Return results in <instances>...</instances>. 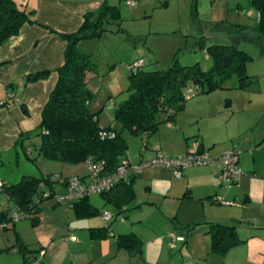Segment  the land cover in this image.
Segmentation results:
<instances>
[{
    "label": "rangeland",
    "instance_id": "rangeland-1",
    "mask_svg": "<svg viewBox=\"0 0 264 264\" xmlns=\"http://www.w3.org/2000/svg\"><path fill=\"white\" fill-rule=\"evenodd\" d=\"M108 1L119 6L118 23H109V29L98 37L80 40L82 52L92 53V60L97 65V75L90 80L89 87L94 93L90 107L92 111H99V125L111 126L122 131L128 144L123 157L128 158L132 167L138 165L140 161L154 159L159 154L171 157L163 151L162 145L167 146L168 135L179 130L180 134H184L183 140L189 145V151L183 153L196 154L197 152L193 150L203 144L206 151L202 152L210 155L213 161H218L225 150L232 148L239 150L238 168L242 170V161L245 164L254 163L255 171H252L251 167L250 170L247 169L253 176L243 182L241 186L243 191L238 199H219L222 205L239 210L241 219L237 221V227L247 232L264 219V175L261 176L264 174V142L260 140L264 131L259 124L260 114L264 112V56L260 53L258 45L248 39H242L238 44L240 49L251 55L247 72L256 76L257 82L247 89H239L234 87L236 77L233 76L226 82L224 88L209 92H202L199 86L189 83L190 97L185 100L184 107L176 113V119L162 121L156 132L147 137L145 143L141 136H135L122 129L120 122L113 117V109L115 104L120 103L127 96L128 76L131 73V65L136 60H142L141 66L144 70H156L166 68L172 57L176 55L179 63L183 65L198 63L201 69L207 70L212 65L207 45L230 42L216 29L218 28L216 23L225 21L252 26L256 23L258 15L255 6L250 0ZM99 6L91 11L97 10ZM118 25L120 29H117ZM201 35L204 37L199 38ZM56 36L65 44L64 40ZM201 39L204 42H200ZM62 61L63 52L59 65ZM54 69L55 67L50 68L48 76L39 79L44 81L54 77L45 100L56 80ZM45 100L37 110L33 108L35 105H30V113L25 121L29 122L28 128L31 130L30 135L24 138L23 144L17 141L9 149L2 150L3 164L0 163V176L9 183H15L23 175L36 177L49 175L53 179L51 185L41 181L35 196L48 193L51 186L53 194L40 201V219L37 224H32L31 216L0 224V264H131L128 257L125 260L119 256L106 258L101 257L97 252L92 256L88 246H84L85 249L87 248L86 252L81 254L67 251L68 243L77 242L80 236L88 233L86 229L89 223L105 224L102 219L104 211L112 215L113 230L115 229L116 232L122 233L120 228L127 226L129 230L125 232L141 231L143 259H146L147 253L152 264H195V262L201 264L200 261L191 259L187 252L189 249L183 241L187 237L185 222L192 218H201L203 206L186 199L182 209L176 215L173 213L167 222V217L148 202L151 198L161 202L164 191L167 192L168 181L154 180L150 191L148 188L150 183L143 179L142 172L158 166H168L148 165L133 172L132 174L136 175L135 197L120 213H117V207L113 204L103 205L104 201L100 193H92L88 197L91 204L101 208V212L89 217H77L69 199L58 201V196L66 192L61 181L74 176L88 175L89 169L85 161L63 163L47 159L39 153L41 136L34 132V128L39 124ZM165 117V112L157 115L160 120H164ZM252 117L255 118L250 119ZM28 148L30 150L27 152ZM221 151L223 152L218 155V159L212 156L213 153ZM218 163L222 168V163L220 161ZM242 171L243 174L235 183L222 180L224 186L233 187L238 193L236 186L239 180L245 174H250ZM254 175L263 178H256ZM173 178L178 179L175 175ZM245 195H249V201L243 203ZM165 201L168 202L169 199ZM190 203L193 207H190ZM178 204L175 203L176 208ZM185 211L191 214L186 215ZM178 218H181V221ZM167 224H171L174 233L183 234L185 237L182 236L180 242H173L171 238L173 233L166 230ZM68 229L72 231L68 232ZM67 232L69 236H73V239H69L68 236L65 239L62 237ZM108 236L107 240H113L115 237L113 232ZM17 237L22 239L25 249L19 247ZM96 243L90 246L92 250ZM72 249L75 250V247Z\"/></svg>",
    "mask_w": 264,
    "mask_h": 264
},
{
    "label": "trees",
    "instance_id": "trees-1",
    "mask_svg": "<svg viewBox=\"0 0 264 264\" xmlns=\"http://www.w3.org/2000/svg\"><path fill=\"white\" fill-rule=\"evenodd\" d=\"M250 1L257 10L258 22L252 26L225 21L216 23V29L230 42L207 45V52L212 58V65L207 70L201 69L198 63L183 65L176 55L164 69L144 70L140 66L134 70L131 67L127 96L115 104L113 109V117L120 122L122 129L147 138L162 121H174L176 113L184 107L186 89L191 82L199 86L202 92L224 88L233 76L236 77L235 88L247 89L257 82V77L247 72L251 55L238 47L240 40L248 39L258 45L260 53L264 54V0ZM119 19V6L104 0L97 10L83 15L82 23L75 31H58L41 24L66 44L63 61L54 69L55 83L42 107L39 124L34 129L41 136L38 151L43 157L63 163L85 161L101 166L100 173L103 175L114 172L124 158L128 144L122 131L111 126L101 127L99 111H92L89 106L94 93L88 82L96 77L97 65L91 54L78 48L80 40L100 36L109 29V23H118ZM33 23H38L33 17V11H26L16 0H0V43L17 35L24 24ZM117 29H120L119 25ZM203 37L201 35L199 38ZM200 42H204L203 39ZM49 73L47 69L36 71L26 75L24 81H37ZM160 112L166 113L164 120L157 118ZM29 135L28 132L22 133L18 142L23 144L24 138ZM51 180L49 175H23L15 183L5 181L1 194L9 198L11 207L6 208L1 203L0 224L13 220L12 213L15 210L21 211L25 217L31 216L32 224H37L41 210L39 203L51 197L52 186L46 196H35V193L41 181L51 185ZM100 194L107 203L120 208L135 197L133 179H122L110 190ZM71 207L77 217L99 213L98 208L88 201V196L73 201ZM110 229L106 225L93 228L90 232L94 237L104 238L111 233ZM207 233L211 238V251L220 255L241 241L233 224L209 222ZM17 242L19 247L26 248L20 237H17ZM116 244L133 256H140L143 251L142 241L132 232L118 234Z\"/></svg>",
    "mask_w": 264,
    "mask_h": 264
},
{
    "label": "crops",
    "instance_id": "crops-1",
    "mask_svg": "<svg viewBox=\"0 0 264 264\" xmlns=\"http://www.w3.org/2000/svg\"><path fill=\"white\" fill-rule=\"evenodd\" d=\"M16 1L26 11H33V17L38 23L24 24L20 28L17 35L8 38L3 43H0V163L2 164V150L9 149L13 143L16 144V142L20 140L22 133H30L31 129L28 128L29 122L25 121L26 116L30 113L29 107L30 105H35V107H32L37 110V108L42 106L47 92L54 80V77H51L44 81L38 80L25 82L24 77L36 71L44 69L49 70L53 67L56 68L59 66V63L62 59V52L64 53L66 44L60 41L56 35L51 33L41 24L47 25L54 29L62 30L64 32L75 31L81 25L84 13L96 9L104 0ZM258 17L259 16L257 15L256 23L258 22ZM80 43L81 42L79 41V49ZM80 50L82 51V49ZM88 54L92 55V53L89 52ZM262 55L264 56V54ZM260 115L261 117L259 116V124L262 126V131H264V112ZM254 118L252 117L250 119ZM179 131L177 133L171 132L168 135L169 144H167V146L162 145L163 151L171 157L180 154L181 152L183 153L189 151V145L187 144L188 142L183 140L184 134H180ZM155 132L156 131H154L152 134ZM255 137L256 136H254V139H256ZM260 140L264 142V133H262ZM249 143H251L250 140ZM193 151L202 152L206 151V149H204L203 144H201V146H198L196 150ZM222 152L223 151L213 153L212 156L217 158ZM218 161H212L208 165L190 166L188 168L186 167L181 171V176H179L178 179L173 178V170L169 167L158 166L142 172L143 179L150 183V186L148 187L150 191H152L151 184L154 180L168 181L166 188L167 192L164 191L165 194L162 195L161 202L159 203L158 199L155 198H151V200H148V202L150 205H153L159 209L163 216L165 215L164 217H167V222H169V217H171L173 213H175L173 215H176V213L182 209L183 202L186 199L190 200L191 203L193 202L203 206L201 218H192V220H187V222H185L186 225L183 227L185 228L187 237H185L183 234L174 233V231L171 230V224L166 225V230L169 233H173L175 236L185 237L183 242L189 249L187 252L189 253L191 259L198 262L200 261L201 264H264V219L260 220L262 222H258V224H255L247 232H243V229L241 230V228L237 227V221L241 219L239 210L234 209V207L231 206L222 205L219 201V198L223 200L238 199L241 191H243L241 189L243 182L249 179V177L253 176L250 171H247V169L250 170L249 167H251L252 171H255L253 165L254 163L245 164L242 161V170H244L245 173L247 171L250 174H245L239 180L238 185L236 186V189L238 190L237 193L233 187H225L222 179H219L222 168L219 166ZM239 161L240 159L238 162ZM263 175L264 174L261 176ZM261 176L257 177L254 175V177L262 179L263 177ZM0 178L7 181L1 176ZM127 179H133L134 188V183H136V175L131 173ZM7 183L9 182L7 181ZM167 198L170 202L165 201ZM103 201V205L108 204L104 198ZM248 201L249 195H245L243 203ZM9 202L10 201L3 199L2 204L4 207L9 208V206H7ZM177 202L179 204L176 208L175 203ZM129 203L117 208V213L125 210ZM191 203L190 207H193ZM97 208L99 212H101V208ZM190 210L193 212V209L190 208ZM185 214L189 215L191 213H187L185 211ZM38 219H40L39 214ZM178 220L181 221V218H178ZM103 221L105 220L103 219ZM209 222L235 225L238 237L241 239V241L238 244L230 247L223 255L212 252L211 238L207 233ZM106 225L110 226L111 232L114 233L115 237H113V240H107L106 238L109 236L100 238L91 235V229L104 227ZM190 225L191 227H188ZM174 227L177 228V226ZM86 230L88 233L86 235L80 236L77 242L72 244L70 242L67 244V251L69 253H85L87 248L85 249L84 246H88L91 251L90 255L92 256H94L95 252H97L99 255H101V257L106 258H116L119 256L125 260L128 257V260L131 264H138L139 262H143V264H152V262L149 261L147 253L146 259H143V251L140 256H133L126 249L120 248L116 244V237L118 234L132 232L136 234L138 238H140L141 231L134 230L125 232L126 230H129L127 226L126 228H120L122 233L116 232L115 229L113 230L111 217L109 220L105 221V224L102 225L96 224L94 222L89 223V226ZM69 231L72 230L68 229V232ZM68 232L62 236L64 239L66 236H69ZM94 243L96 244L92 250L90 246ZM72 247H75V250H73ZM132 260L134 261L132 262Z\"/></svg>",
    "mask_w": 264,
    "mask_h": 264
},
{
    "label": "built area",
    "instance_id": "built-area-1",
    "mask_svg": "<svg viewBox=\"0 0 264 264\" xmlns=\"http://www.w3.org/2000/svg\"><path fill=\"white\" fill-rule=\"evenodd\" d=\"M142 65V60H136L131 67L135 69L139 68ZM191 90L186 89V98H189ZM146 138L142 136V140L145 143ZM30 148L27 149L29 151ZM239 160V150L232 148L225 150L219 157V161L222 163V170L220 173V178L227 182L235 183L239 177L243 174V171L238 168L237 163ZM213 160L210 155L197 152L196 154L192 153H180L172 157H167L159 154L156 158L150 159L147 161H141L138 165L132 167L128 158H123L119 165L116 167L114 172L103 175L100 173L101 166H94L86 162L89 173L85 178L80 176H74L68 179H64L62 184L66 188V192L58 196V201L63 199H69L70 205L73 201L79 200L83 197L89 196L92 193H103L110 190L116 183L122 179H127V177L141 168L148 165H165L173 168L174 175L179 177L181 176V171L193 164H203L211 163ZM5 184V180L0 178V197H2L1 189ZM49 193V192H48ZM48 193L43 194L46 196ZM53 194V192H52ZM52 196V195H51ZM219 201H221L219 199ZM3 200L0 198V206ZM11 207V206H10ZM19 210H15L12 213V219L17 220L24 217ZM102 217L105 221L109 220L111 215L108 211L102 213ZM69 239H73V236H68ZM173 242L181 241L182 236L171 235Z\"/></svg>",
    "mask_w": 264,
    "mask_h": 264
},
{
    "label": "water",
    "instance_id": "water-1",
    "mask_svg": "<svg viewBox=\"0 0 264 264\" xmlns=\"http://www.w3.org/2000/svg\"><path fill=\"white\" fill-rule=\"evenodd\" d=\"M229 104H227V106H228ZM2 198L3 199H6V201H9V198L5 195V194H2ZM7 206H11V204L10 203H8V205Z\"/></svg>",
    "mask_w": 264,
    "mask_h": 264
}]
</instances>
